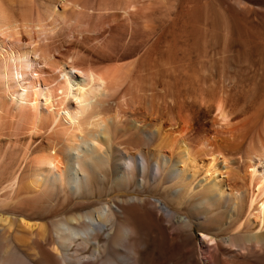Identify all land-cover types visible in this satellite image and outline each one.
Segmentation results:
<instances>
[{
	"label": "bare ground",
	"instance_id": "bare-ground-1",
	"mask_svg": "<svg viewBox=\"0 0 264 264\" xmlns=\"http://www.w3.org/2000/svg\"><path fill=\"white\" fill-rule=\"evenodd\" d=\"M66 1L67 5L72 1L70 4L74 6H83L81 10H93L98 22L104 26L123 21L126 24L123 26L130 27L134 19H138L141 28L153 30L150 33L155 31L150 13H153L155 3L162 2ZM43 7L46 20L58 16L56 0ZM81 10L73 12L74 15L78 13L77 18L83 13ZM40 12L34 0H0V137L9 131L45 135V140L42 138L45 142L32 150L28 145L30 139L19 163L14 160V164L9 162L12 167L8 164V167L0 168V264H264V117L258 130L257 125L242 127L241 136L254 133L246 147H240L241 142L236 143L232 136L231 144L213 150L207 137L197 150L199 155L193 151L196 153L193 157L195 154L187 148L189 138L185 134L192 129L194 120L190 107L183 105L168 115L169 122L174 120L179 125L177 129H165L163 119L151 125L157 134L146 127L137 128L155 144L154 151L142 155L140 160L135 156L114 158L111 119L117 122L121 113L130 108L136 111L146 103L141 76L133 81L134 62L119 65L114 62L122 58L117 57L96 66L79 62V54L77 56L75 52L76 57L73 54L68 57L71 60L74 56L78 61L74 57L72 61L68 57L56 61L51 58L52 50L44 48L40 55L49 62L50 69L43 71L46 76L40 77L39 71L34 69L36 60L30 58V55H38V47L24 52L22 48L2 51L7 49L5 38L15 39V42L20 40L16 39L18 29L37 26L42 29L44 19ZM85 13L83 18L91 17L89 11V14L87 10ZM101 25L97 24V27ZM11 45L17 47V43ZM162 65L164 68L165 64ZM37 71L39 76L35 78ZM125 84L130 86L122 103L115 108L107 107L109 98L120 92ZM212 90L211 87L207 92L200 89V101L206 104L209 97L210 104L207 105L214 110V120L217 124L222 122V126L229 124V127L231 112L223 98L220 100ZM126 96H129L128 100ZM147 107L145 110L154 115V108ZM17 133L12 135L17 137ZM169 147L180 150L176 162L173 156L163 153ZM223 153H242L245 158L242 162L238 160L237 168L231 169L230 179L235 180L230 182L232 185L228 182L230 179L219 178L224 174L222 170L229 166L226 165L228 157ZM1 158L4 155H0ZM202 158L209 160L205 162ZM223 164L227 167H222ZM192 166L198 169L195 171ZM199 173L203 176L202 183H198V191L190 201V213L184 215L180 208L184 200L182 192L194 186L192 181ZM109 178L113 179L114 185L108 196L106 182ZM189 178L193 180L188 181ZM163 179L168 183L177 181L165 189L164 199L147 196L146 190L138 187L140 180ZM60 193L64 198L61 199ZM174 204L179 208L172 206ZM213 208L224 210L220 216L230 223L229 237L210 233L207 227L201 228L202 220ZM212 220V225L219 222L217 218ZM247 220L249 223L258 220L259 232L257 229L255 234L251 233L254 225L248 227L250 233L243 231L242 226ZM195 224L202 229L199 248L191 250L184 242L174 250L170 230L180 229L193 234ZM152 247L160 257H155Z\"/></svg>",
	"mask_w": 264,
	"mask_h": 264
},
{
	"label": "rangeland",
	"instance_id": "rangeland-1",
	"mask_svg": "<svg viewBox=\"0 0 264 264\" xmlns=\"http://www.w3.org/2000/svg\"><path fill=\"white\" fill-rule=\"evenodd\" d=\"M34 1L37 10L39 9L41 11L42 19H44L42 22V29L41 26H37L38 28L36 27L34 29L29 28L27 30L18 29L19 35H16V39H20L18 40L20 41L19 44L17 40V42H15V39L5 38L7 41L5 42L7 43V49L5 48L2 51L6 53L11 51V49L18 51L22 48V52H24L23 50L33 51L38 47L37 50L40 51L38 55H30V58L34 61L36 60L34 69L39 71L40 77L46 76L43 71L47 72L50 69L48 65L49 62L46 63L44 58H41L40 55L44 48H49L50 52L52 50L51 53H53V56H51V58L54 57L52 59L56 61H61L64 57H71V54L75 57V54H77V56L79 54V62L82 60L94 65L97 64L96 66L102 65L101 63H104L109 58L117 57L123 60L119 59L121 61L117 60L114 62L119 63V65L134 62L133 81L137 79L138 75L141 76L140 85L143 84L141 85V89L142 92H144L142 95L146 103L136 111L130 108L128 111L121 113V119L118 120L120 123L111 119L112 122H110L112 123L111 125H113V127L111 126V133L113 135L112 140L114 139L113 142L111 141V148L114 151V158L122 156L129 158L135 156L140 160L142 155H147L149 152L154 151L155 147L153 145L155 144L148 141L137 128L143 129L146 127L157 134V131L154 130L155 128L151 125L152 123L155 124V122L160 123L163 119L165 122V129L172 128L175 130L179 125L174 120H170L169 122L168 115H170L173 110L183 107V105L185 107H190L194 120L191 127L192 129L185 134L187 136L186 138H189L187 148H190L189 150H191L190 152L192 155L195 154L193 157L196 156V153H193V151H199L203 138H209L213 150L218 147H223L226 144H231L233 137L236 139V143L241 142L240 147H246L251 141L254 133L247 134L248 137L247 135H245L246 137L241 136L240 134L244 130L243 126L248 127L257 125V130L259 129V122H261L263 119L262 117H264V0L158 1L159 3L157 2L154 5V11L153 9L148 11V13L153 11L155 14L154 15L152 12L150 13L151 19L153 18V22H151L155 26L152 25L155 28L153 33H150L153 30L150 31V29L141 28L142 23H140L141 21L138 19H134V26L130 24V27L128 25L126 27L123 26L125 24L122 23L123 21L121 22L122 25L119 24V21L117 24L111 23V26H104L102 23L98 22L96 12H93V10L91 12V9L85 8V12L86 10L87 13L89 11L91 17L86 15L89 17L85 16V18H83L86 14L83 11L84 9L81 10L83 6L78 7L79 5L76 4L77 6H75L78 8L77 9L73 3L70 4V2H72L70 0V2L68 1V5L66 0H56L57 7L55 10L58 16H51V18L46 20L47 17L44 15L45 8L43 6L45 4L47 5L51 0ZM93 1L90 0L88 3H92ZM237 1L240 2L237 4ZM42 2L44 4H41ZM73 2L75 3L74 0ZM77 10L83 11L84 15H82L83 13L81 12H79L81 14L78 15L79 17L82 15L81 18L75 16L78 13L74 15L73 12H77ZM153 16L156 17L154 18ZM93 24L96 25V28ZM97 24H102L103 26L97 27ZM213 31L215 32L213 33ZM16 43L17 47L16 45L15 47L11 45ZM70 57H68L69 60ZM73 57L70 61L75 58ZM75 61L78 60L75 58ZM160 62L165 64L164 68L162 64L160 65ZM38 71L34 73L35 78L39 76V74H37ZM188 74L190 75L189 77ZM130 84H125L120 89V92H118L119 94L117 93L118 95L116 94L114 97L109 98L110 100L107 99L108 102L106 103L107 105H105L107 107H118L119 103H122L123 95L126 94ZM169 86L171 88L168 89ZM203 87L205 90H203ZM210 87L211 89L213 88L212 92L216 93V96H218L220 100L221 98L225 100L222 99V101L226 103L225 105L229 112H231L230 120H232V125L235 124L233 128L230 121L229 127V124L227 125L226 123L224 124L227 127L223 125L225 126L224 128H222V122L217 124L218 121L216 122L213 118L214 110H210L208 107L210 104L208 101L209 97L208 100L206 98V104L201 103V94H199V92H207ZM200 89L201 91H199ZM198 96L199 100L197 101ZM128 99L129 96H126V100ZM147 106L154 108V115H151L152 113L150 110H145ZM257 117L260 119H257ZM113 121L116 123V127H114L115 123L113 124ZM114 130L116 134H114ZM218 130L221 132H217ZM8 133L4 134L6 135L5 138L4 135L0 137V155H4V158L0 159V168L8 167V164L12 162L14 164V160L15 163H19L26 146L30 145L29 149L32 150L34 147L39 146L38 144L45 142V135L42 133L39 135L40 137L37 134L31 136L28 132L23 133L22 131V134L18 132L20 134L19 136L15 131H9ZM14 133H17V137L14 136ZM25 134L27 135L25 136ZM16 141L17 143H15ZM22 145H24L23 148ZM198 151L197 156L199 155ZM179 152L180 150L178 147H173V149L169 147V149L166 148L163 150L164 155L173 156L175 162L178 160ZM225 154L230 163L227 162L226 165L229 164L228 167L225 164H223V166L221 165L227 168L222 170L224 174H221V176L219 175V178L228 181L232 177H230L232 170L239 165L238 160L242 162L245 158L242 153H223L224 156ZM202 159L205 162L209 160V158ZM203 161L201 163H203ZM220 162H222V160L218 163L220 164ZM9 167H12V164H10ZM194 168L195 167L192 166L193 170L196 171L198 169ZM227 170H231L230 173ZM202 179L203 176L200 173L197 174L196 179H188V181L193 180L192 184H194V186L191 185L193 189L190 187L187 192H182L184 200L180 208L184 215L190 213V201H192L195 193L198 191ZM141 181L142 180L139 181L138 187L146 190L145 193L147 196L162 199L165 198L163 195L165 189L177 182L170 181L168 183L164 179L156 181L149 180V182L142 181L143 183ZM228 182L229 184L230 182L234 183L235 180L230 179ZM113 185V179L109 178L106 182V186L109 188L107 192L108 196L111 195L110 189ZM59 196L61 199L64 198V195L61 193ZM172 206L179 208L176 204ZM231 206L232 202L229 203V207ZM220 210L213 208L210 213L208 212V215H205L206 218L202 220V227L196 224L194 225L193 234L180 229L170 230L172 234L171 243L174 245L172 248L178 250L182 243L186 242L189 249H198L202 234L201 228L206 227L210 233L216 232L217 235L221 233L219 234L222 235L221 237H229V235H231L228 230L230 223L220 216L224 212V210ZM216 218L219 222L212 225V221H214L212 219ZM247 221H245L242 226L243 231L250 233V231L253 230L251 233L255 234L258 229L257 232H259L260 224L258 220L257 222L251 220L252 223L248 221V226L245 225ZM252 225H254V229ZM248 227L252 229L248 231ZM245 228H247V230H245ZM225 232H228V234ZM153 250L154 248L152 247V251ZM222 250L219 251L220 256L223 255L221 253ZM228 250L230 249L227 248V251ZM153 253L155 257H160L157 250L153 251Z\"/></svg>",
	"mask_w": 264,
	"mask_h": 264
}]
</instances>
